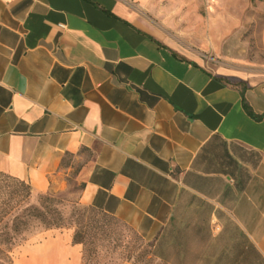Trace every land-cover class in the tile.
Here are the masks:
<instances>
[{
	"label": "crops",
	"instance_id": "crops-1",
	"mask_svg": "<svg viewBox=\"0 0 264 264\" xmlns=\"http://www.w3.org/2000/svg\"><path fill=\"white\" fill-rule=\"evenodd\" d=\"M163 1L0 0V172L40 192L74 175L164 264H264V68L175 44ZM82 250L48 228L13 264Z\"/></svg>",
	"mask_w": 264,
	"mask_h": 264
},
{
	"label": "rangeland",
	"instance_id": "rangeland-1",
	"mask_svg": "<svg viewBox=\"0 0 264 264\" xmlns=\"http://www.w3.org/2000/svg\"><path fill=\"white\" fill-rule=\"evenodd\" d=\"M166 38L199 49L211 67L247 71L264 68V0H164L151 16ZM66 159L64 164H68ZM82 184L67 176L31 201L50 210V222H36L12 246H0V264H13L14 251L41 231L72 229L82 245V264H164L149 241L118 219L79 202ZM11 249V251H8Z\"/></svg>",
	"mask_w": 264,
	"mask_h": 264
},
{
	"label": "trees",
	"instance_id": "trees-1",
	"mask_svg": "<svg viewBox=\"0 0 264 264\" xmlns=\"http://www.w3.org/2000/svg\"><path fill=\"white\" fill-rule=\"evenodd\" d=\"M35 192L42 198L52 199L50 194L34 190L25 181L0 172V246L15 245L18 236L33 223L52 222V217H49L51 211L45 207L43 210L40 204L31 201Z\"/></svg>",
	"mask_w": 264,
	"mask_h": 264
},
{
	"label": "built area",
	"instance_id": "built-area-1",
	"mask_svg": "<svg viewBox=\"0 0 264 264\" xmlns=\"http://www.w3.org/2000/svg\"><path fill=\"white\" fill-rule=\"evenodd\" d=\"M60 26H61V27H65V25H64V24H60Z\"/></svg>",
	"mask_w": 264,
	"mask_h": 264
}]
</instances>
